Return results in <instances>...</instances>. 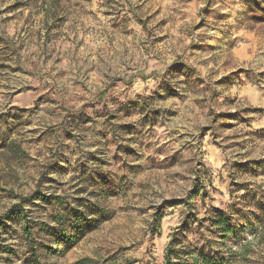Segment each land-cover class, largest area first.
Instances as JSON below:
<instances>
[{"label": "rangeland", "instance_id": "obj_1", "mask_svg": "<svg viewBox=\"0 0 264 264\" xmlns=\"http://www.w3.org/2000/svg\"><path fill=\"white\" fill-rule=\"evenodd\" d=\"M252 8L264 0H0V217L25 198L35 225L80 199L111 216L75 221L72 241L36 226L43 262L164 264L174 240L188 261L264 264ZM4 223L13 255L0 264H22L24 221Z\"/></svg>", "mask_w": 264, "mask_h": 264}, {"label": "trees", "instance_id": "obj_2", "mask_svg": "<svg viewBox=\"0 0 264 264\" xmlns=\"http://www.w3.org/2000/svg\"><path fill=\"white\" fill-rule=\"evenodd\" d=\"M251 13L252 18L255 21L264 22V11L260 12L252 8ZM98 183V181H95V189H99L100 185ZM54 199L56 201L60 200L58 197H54ZM31 201V198L23 199L20 204L14 205L12 209L9 210L4 216L0 217V230H2L3 233H7V228L5 226L4 220L13 218L15 215H20V217L24 221V223L21 225V231L19 233L22 241V246L24 248V253H22V257L24 258V260L22 264H48L42 261V257L44 255L42 251L46 250L45 244L43 242L40 244L36 242V236L34 234L36 226L41 225L39 233L47 232L50 239L58 240L59 238L60 242H64L73 240L72 230L76 226L75 221L78 222L77 229H80L79 224L81 222H85L87 226L91 228L109 220L111 217L109 213L101 208L97 202H89L85 199H80L77 205V209H68L64 213L63 217L56 218V226H51L50 224L47 225L41 222L35 225V222L30 219V216L27 215V212L24 209L25 204H29L31 203ZM79 207L83 208V210H79ZM218 214V218L212 221L216 226L219 227V230L224 233V235H226L231 231L229 219H227L221 212H218ZM89 217L91 218L90 220ZM160 220L161 215H158L156 218L158 224ZM3 233H0V256L3 254H7L8 257H10L11 255H13V249L6 244V236H4ZM171 244L166 251L164 264H226L223 259H218L216 257H207L204 255H201L199 257L186 256L187 258H191V260H185L184 257H181L180 254L176 252V249L172 247ZM91 261L92 260L89 259L80 261L76 264H90Z\"/></svg>", "mask_w": 264, "mask_h": 264}]
</instances>
